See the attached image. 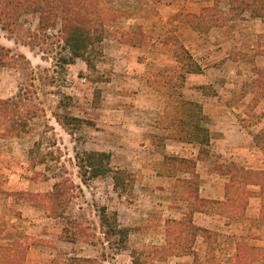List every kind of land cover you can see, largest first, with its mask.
<instances>
[{"label":"rangeland","instance_id":"rangeland-1","mask_svg":"<svg viewBox=\"0 0 264 264\" xmlns=\"http://www.w3.org/2000/svg\"><path fill=\"white\" fill-rule=\"evenodd\" d=\"M108 1L120 10V28L135 30L141 26L148 40L143 46H135L119 37L105 39L103 55L95 69L82 59L70 62L60 24L42 32L37 13L22 14L10 31L0 24V46L5 48L0 58L5 62L0 65V97L16 100L22 95L27 106L37 110L36 117L29 119L27 129L19 135L3 131L6 120L0 119L2 243H11L15 238L29 243L26 264H70L74 257H89L86 254H93L90 257H97L100 264H132V249L147 251L152 246L165 245L153 244L150 238H140L138 232H133L129 248L117 251L100 230L99 210L107 206L110 211H117L120 201L131 204L136 197H142L144 182L138 180L137 174L159 173L165 154L197 157L196 144L166 149L170 139L159 138L167 133L160 121L170 95L176 98L180 93L203 105L206 126L210 127L209 153L196 168L200 187H204L201 196L225 203L204 209L212 216L213 226L209 237L201 235V257L197 255L195 263L264 264V186L257 184L256 178L245 179L238 190L231 188L236 201H225L226 187L231 182L227 166L235 163L252 171L264 170V151L254 140V134L264 128V85H254L259 77L257 69H264V32L257 38L252 36L256 31L252 34L242 28L246 17L263 22L264 18L254 17L249 11L235 13L228 0H219L221 13L217 23L210 28L205 23L198 29L186 20L185 13L201 14L216 0ZM177 41L202 66V72L189 73L183 84L169 69L181 66L175 56ZM258 56H262L259 61ZM238 61L248 66L234 63ZM159 72L171 77L174 86L162 87ZM145 96L151 100H144ZM56 114L77 116L83 123L71 133ZM89 150L110 152L113 168L126 169L134 175L133 186L116 192L111 176L83 183L76 153ZM196 152V156H191ZM178 175V185L189 177L187 173ZM64 178L78 186L72 189L67 215L89 225L90 232L99 238L97 248L86 237L76 242L65 240L63 234L71 226L64 218L50 216L35 196L52 191L54 184ZM209 181L221 187L225 183L223 199L220 188L207 196L211 190L207 188ZM146 183L143 189L150 193L148 206L159 194L161 201H157L154 210H166L173 202L188 213L190 191L181 190L173 198L156 178L151 177ZM159 215L158 220L162 218ZM184 216L163 219L159 230L166 239L165 221ZM120 222L128 226L124 219ZM161 263L166 261H143Z\"/></svg>","mask_w":264,"mask_h":264},{"label":"trees","instance_id":"trees-1","mask_svg":"<svg viewBox=\"0 0 264 264\" xmlns=\"http://www.w3.org/2000/svg\"><path fill=\"white\" fill-rule=\"evenodd\" d=\"M218 1L216 0V4L212 7L204 8L201 14L185 13L186 20L198 29L203 28L205 23H208V28H210L220 18ZM228 1L231 10L235 13L243 14L249 11L254 17L264 18V0ZM32 12L39 14V29L42 32L56 29L60 24L61 38L70 53L69 61L74 62L76 59H82L92 69L96 68L98 60L103 55L105 39L119 37L122 41L135 46H143L148 40L141 26L135 30L120 28L118 26L120 10L112 7L108 0H0V24L4 30H13L22 14ZM176 43L178 47L175 50V56L181 66L179 69H169L177 74L178 82L183 84L189 73L202 72V66L184 44L180 41ZM4 50L5 48L0 46V58L4 55ZM0 65H5L1 59ZM257 71L259 77L254 81V85H264V69H257ZM158 76V79L162 81V87L174 86L171 84L172 78L166 76L164 72H159ZM24 99L25 97L20 95L16 100L12 99L14 101L12 104L10 103L11 99L0 97V119L5 117L6 120L3 131L10 135H19L25 131L29 125V119L37 115V110L27 106ZM56 118L71 133L74 127L83 123L82 118L77 116L56 114ZM206 120L207 116L204 114L203 105L200 102L185 98L180 93L176 98H171L170 95L168 106L160 121L161 127L167 130V133L159 138L196 144L198 155L194 158L165 154L159 174L169 176H176L179 173L189 174L188 178L179 182L181 190L186 193L190 191L189 210L182 219L166 221L167 241L165 245L152 246L147 251L132 249V264H143L144 260H148V262L150 260L167 261L169 257L176 255H194L196 257L198 255L195 250L197 238L201 235L206 237L211 235L209 228L195 222L196 212L205 211L204 209L209 205L225 204L222 200L204 198L200 193L201 178L196 169L197 163L209 153L208 147L211 143V133L206 126ZM254 140L256 146L264 151V128L254 134ZM76 158L80 168V178L85 184L91 179L107 176L113 178L114 189L119 192L127 185L133 186L134 184L135 177L131 172L112 167V154L108 151L77 152ZM227 171L231 175V182L226 187L225 201L227 204H233L237 199L231 188L235 187L238 190L241 182L245 179L256 178L258 180L255 182L264 186V179H262L264 170L252 171L233 163L227 166ZM74 187L78 186H75L70 178H64L54 184L52 191L35 196L49 210L50 216L64 218L71 226L70 231H68L69 228H66L68 233L63 234L65 240L76 242L80 238L86 237L91 244L96 245L99 238L95 233L90 232L89 225L76 217L67 215V207ZM99 218L100 230L110 245L114 246L117 251L128 249L130 234L137 228L122 225L118 212L110 211L107 206L100 208ZM0 221H2L1 217ZM2 234L0 226V264H26L27 252L31 245L19 238L13 239L8 244L2 243ZM143 255H146L145 259H141ZM70 264H100V260L97 257H74Z\"/></svg>","mask_w":264,"mask_h":264},{"label":"crops","instance_id":"crops-1","mask_svg":"<svg viewBox=\"0 0 264 264\" xmlns=\"http://www.w3.org/2000/svg\"><path fill=\"white\" fill-rule=\"evenodd\" d=\"M195 11H197V9ZM243 21L246 24H244L242 26V28H244L245 30L249 29L250 30L249 33H252V34L255 33L253 31H256V34H254L252 36L255 37L257 35V38H258V37H260L259 33L264 32L263 20H261L259 18L246 17L245 19H243ZM253 25H255L256 29H253ZM236 32H234V34ZM194 34H195V32H193V35H192L193 38H194ZM234 41L237 42V44H239L236 39H234ZM262 46H264V44ZM239 48H241L240 45H239ZM260 57H262V56L257 57L258 61H259ZM263 57H264V55H263ZM234 63L240 64L243 67L248 66V64L244 61H238V62H234ZM205 66H206V64H205ZM146 96L144 97V100H146V101L151 100V98L146 97ZM188 144L189 143L180 142V141H176L174 139H170L169 143L167 144L168 147L166 149L179 148L183 145H188ZM167 151H170V150H167ZM177 153H178V151H177ZM196 155H197V152H196V154L194 153L191 156H196ZM137 177H138V180L140 182H144V184H141L142 190H140L142 197H136L135 202H133L131 204L130 203L128 204V203H125L122 201L119 202V205L117 207V212L119 215V221H122V219H124L126 222L125 225L136 227L137 229H135L133 232H138V235L140 238H150V240H152L153 244H160V245L166 244L165 235L163 233H161L159 230L160 224L163 221V219H166L168 217H174V218L183 217L185 215L184 208H182V206L180 207L179 205L173 204V202H170L171 204L169 205V207H167L166 210H160V211L154 210V207H155L154 205H157V201L160 200L159 198L161 196H159V194H158L157 199L152 200L154 204L152 203L153 204L152 206H148L146 203L149 201L148 199L150 198V193L144 191L145 189H143V186L147 185L146 182H148L151 177H152V179L156 178V180H159L165 184L164 185L165 190L169 191V193L171 194V197L173 196V198H174V194H178L181 192L180 186L176 183L177 179H179V175H176V176L161 175L157 171H153L152 174H150V172L142 171V172H139L137 174ZM98 178H100V177H97L95 179H98ZM212 182L213 181H211L209 183V186H207V188L209 187L211 189L207 192V196L210 197V195H208V193H210L212 191L216 192V190H218L220 188L221 192H222V195H220V198L223 199L225 197V183H223V185L221 187V185L219 186L217 183H215V182L212 183ZM205 184H207V183H205ZM113 188H114V186H113ZM203 188H204L203 186L200 187V192L203 191ZM205 189H206V187H205ZM163 191L164 190H159V192H163ZM203 195H205V194L203 193ZM215 197H216V195H215ZM171 199H170V201H172ZM157 213L160 214L159 217L162 216V218H160L159 220H158ZM212 219H213L212 216H210V214H208L207 212L198 211L195 213V222L200 226L211 228L213 226ZM133 232L130 234V239L133 235ZM203 241H204V238L202 236H200L197 238V241H196L197 245H195V250H196L199 258L201 257L200 248L202 245L200 243H202ZM86 245L89 247L91 246L88 244H86ZM129 245H130V242H129ZM94 247L97 248V245H94ZM92 255L93 254H91V255L86 254V256H89V257ZM94 255L97 256V254H94ZM119 255H120V253H117V256H119ZM179 263L180 264H196L195 263V256L194 255H183V256H177L176 255V256L170 257L166 261V263H161V264H179Z\"/></svg>","mask_w":264,"mask_h":264}]
</instances>
